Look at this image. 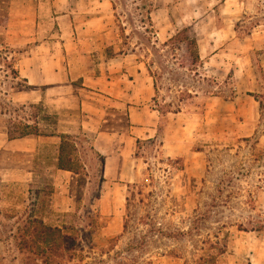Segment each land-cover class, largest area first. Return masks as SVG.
<instances>
[{
  "label": "rangeland",
  "instance_id": "1",
  "mask_svg": "<svg viewBox=\"0 0 264 264\" xmlns=\"http://www.w3.org/2000/svg\"><path fill=\"white\" fill-rule=\"evenodd\" d=\"M154 3L153 37L165 41L176 29L192 26L201 65L197 73L179 69L164 50L156 60L145 45L138 48L137 36L124 45L114 12L119 46L128 52L138 48L136 58L145 63L157 61L151 103L160 111L163 132L140 140L138 177L113 188L104 182L103 159L89 141L78 152L79 174L57 168L56 134L62 132L56 131V113L32 100L41 92L27 88L21 77L14 79L2 61L14 53L3 47L7 2L0 0V264L45 262L17 240L33 218L60 228L69 235L62 237L65 246L74 247L49 264H198L210 253L216 264H264L258 258L264 237V0ZM124 6L118 4V12ZM126 28L128 34L132 27ZM235 92L255 101L245 127L251 134L192 143L186 122H201L207 99H229ZM28 102L52 114L40 121L36 151L2 139L10 119L32 122L36 110L21 106ZM178 112L181 121L169 126V117ZM37 113L43 117V111ZM71 134L80 136V131Z\"/></svg>",
  "mask_w": 264,
  "mask_h": 264
},
{
  "label": "crops",
  "instance_id": "2",
  "mask_svg": "<svg viewBox=\"0 0 264 264\" xmlns=\"http://www.w3.org/2000/svg\"><path fill=\"white\" fill-rule=\"evenodd\" d=\"M6 2L3 41L13 49L15 67L27 88L41 92L31 99L56 113V131L71 133L77 128L88 138L102 155V174L108 186H126L141 171L135 153L140 140L157 139L163 131L159 130L160 111L151 103L154 79L136 53L119 46L112 0ZM45 10L48 13L42 17ZM157 39L164 41L160 36ZM255 107L247 94L212 97L206 101L201 122L193 126L189 120L186 127L180 124L177 129L182 132L184 126L191 131L192 143L201 137L247 136L251 133L245 127ZM169 118V126L176 124L182 119L181 112ZM199 132L202 136L197 137ZM39 137L10 139L7 129H2L3 140L31 151L37 150ZM258 258L264 263V237Z\"/></svg>",
  "mask_w": 264,
  "mask_h": 264
},
{
  "label": "trees",
  "instance_id": "3",
  "mask_svg": "<svg viewBox=\"0 0 264 264\" xmlns=\"http://www.w3.org/2000/svg\"><path fill=\"white\" fill-rule=\"evenodd\" d=\"M130 3V8L128 7ZM114 10L116 11L115 17L116 22L121 30V36L124 37V45H128L129 39L133 36L138 37V48L140 50L144 49L142 45L146 46V49L150 51L157 60V56L160 52L164 50L166 54L175 59V64L179 69H188L191 71H196L198 66L201 65V57L199 50V42L197 34L192 28V26H183L176 29L175 33L168 37L164 42H162L161 47H158L159 41L154 35V26L152 22V11L155 9L154 0H112ZM118 4H124V8L118 12ZM130 25L132 27L131 31L126 34V26ZM238 25V24H237ZM153 43V44H152ZM156 44V45H155ZM6 51H9V46H3ZM138 48L131 49L132 52L140 54ZM121 50L120 52H122ZM13 53V50L11 51ZM141 55V54H140ZM4 64L11 69L12 77L20 78L18 70L15 67V56L8 57L4 56L2 58ZM157 61L152 60L146 63L149 74L154 79V87L157 90V77L153 70V65ZM23 81L24 78H21ZM175 80H179V77H174ZM189 89H187L188 91ZM189 96H192L190 92H187ZM24 107H32L36 110V113L32 116V122L28 120L25 122H14L10 119V125L7 128V134L10 139L22 138L31 134L40 135V121L41 119L50 118L52 114L46 112L42 104L36 103H24L21 105ZM43 111V117L39 119L37 112ZM5 113V112H4ZM60 143L57 156V167L61 170H67L79 174L80 170L78 168V152L85 149L84 142H88V138L80 132V136L71 133H60L59 135ZM82 140V141H81ZM80 143V144H79ZM91 150L100 158V155L93 146ZM30 225L24 230L23 236L20 235L17 239L22 246H26L23 250L30 248L29 252L36 254L37 257L43 258L45 262L42 264H49L57 257V255H62L64 252L69 253L74 250L73 246H65L63 241L69 238V235L62 234V231L58 227H52L46 225L43 220L33 218L30 221ZM65 237L66 239H62ZM24 241V245H23ZM221 254L223 250H218ZM65 255V254H64ZM208 258L201 256L198 264H216L214 254L210 253L207 255ZM70 257V256H69ZM36 262L38 263V259ZM41 264V262L39 263Z\"/></svg>",
  "mask_w": 264,
  "mask_h": 264
}]
</instances>
